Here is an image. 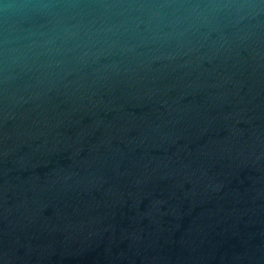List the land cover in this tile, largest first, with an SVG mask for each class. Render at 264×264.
Listing matches in <instances>:
<instances>
[{
	"label": "water",
	"instance_id": "water-1",
	"mask_svg": "<svg viewBox=\"0 0 264 264\" xmlns=\"http://www.w3.org/2000/svg\"><path fill=\"white\" fill-rule=\"evenodd\" d=\"M0 264H264V0H0Z\"/></svg>",
	"mask_w": 264,
	"mask_h": 264
}]
</instances>
